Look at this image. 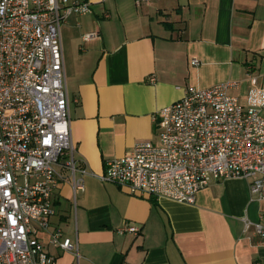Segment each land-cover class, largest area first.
Wrapping results in <instances>:
<instances>
[{
	"label": "crops",
	"instance_id": "crops-1",
	"mask_svg": "<svg viewBox=\"0 0 264 264\" xmlns=\"http://www.w3.org/2000/svg\"><path fill=\"white\" fill-rule=\"evenodd\" d=\"M89 1L93 12L70 17L62 36L75 158L90 172L157 141L158 110L189 87L235 82L244 105L264 104V0ZM91 31L99 36L85 40ZM54 208L39 236L56 264H264V199L245 178L183 203L86 174L76 195L69 177L60 183ZM126 224L141 232L119 233ZM57 230L78 251L50 245Z\"/></svg>",
	"mask_w": 264,
	"mask_h": 264
},
{
	"label": "built area",
	"instance_id": "built-area-1",
	"mask_svg": "<svg viewBox=\"0 0 264 264\" xmlns=\"http://www.w3.org/2000/svg\"><path fill=\"white\" fill-rule=\"evenodd\" d=\"M92 12L89 0H0V264H56L39 234L50 228L55 193L68 177L75 195L92 174L133 195L183 203H194L213 182L245 178L264 199V104L244 105L232 93L235 82L187 88L158 110V140L106 160L103 173L78 164L62 28L70 17ZM251 225L245 219V230ZM256 231L264 245V226L256 224ZM49 244L78 251L60 230L50 232Z\"/></svg>",
	"mask_w": 264,
	"mask_h": 264
}]
</instances>
